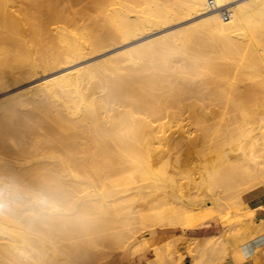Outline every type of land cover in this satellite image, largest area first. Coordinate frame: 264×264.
<instances>
[{"label":"rangeland","instance_id":"374dc122","mask_svg":"<svg viewBox=\"0 0 264 264\" xmlns=\"http://www.w3.org/2000/svg\"><path fill=\"white\" fill-rule=\"evenodd\" d=\"M258 1L259 0H227V4L228 6L230 5L231 6L232 5H251V4L256 5L258 4ZM124 3H127V6L131 7L130 10L128 11V15L130 18L135 17L136 9H139V8L142 9L145 7V3H142L141 0H139L138 2L136 0H124ZM29 5H30L29 9L33 8V6L30 3ZM69 5L70 4L68 3V6ZM82 7L87 8L86 14L79 12L80 10H82L80 9ZM222 8L226 9L227 7H222ZM222 8L216 9V11L219 12L220 10H222ZM73 9H76V13H74L75 16L74 14L72 16L73 18H76L75 20L73 19L74 22L76 21L74 26L88 22V19H87L88 16L89 17L98 16L99 14L97 11H95L96 10L95 5L76 4V6L73 7ZM19 12L20 11H17V10L15 11L16 15H18L19 17V20L31 18V17H38V18L44 17L43 19L48 21L47 25L49 27L53 28L54 26L59 25L58 22L51 23L53 21L51 17L49 15L47 16V14H41L39 10L38 12L36 11V13H31L32 11L27 10V12L31 14L23 13L22 16L20 14L22 12L20 13ZM214 12H215L214 10H211L210 8H208V4H196L194 9H192L191 11L185 14L177 16L172 20L155 21L152 23H145L143 25H139L137 28H135L134 30L130 31L129 33L125 35H117L112 40H108L107 42L103 44H100L98 46H94L92 48L84 50L82 53L77 54V55L76 54L75 55L73 54L64 55V57L58 62L45 66L36 72H30L21 78H16V79L8 78L0 84V100H1L11 95H17L18 93H20L23 89L27 87L38 85L49 79H53L55 77H58L64 74L69 75L68 77L72 79L73 77L78 76V74H81L85 68L97 66V64L101 63L104 60L106 61L109 59H116V60L124 59L122 61L123 65L129 67L131 63L129 61L128 62L125 61L126 56H128L129 54H133V55L135 54V55H140V57H142V59L140 58L141 62L139 63V66L138 65H137L138 67L135 66L137 67V68L134 67L135 69L131 68L133 71H136V69H138L137 71H139L141 67L140 69L141 72L136 71L137 72L136 74H134L135 72H133L134 78L130 77L131 79L128 78V81H126L127 79L125 77L121 78L119 76H113V78H116V80L114 81V79H112V75H109V77L111 76L109 79L108 75L103 74L101 76V74H99L98 75L99 77H96L95 79H93L94 81L92 80L93 83L95 82V80H97L96 83H94V86H95L94 87L91 84L92 83L91 80L89 81L85 77H81L82 80L80 79V82L78 83L79 85L78 88L80 89V91L82 90L81 91V93L83 92L82 96L84 95L86 96V97L84 96L85 98L81 96L82 101L85 105L84 107L85 110L83 109L84 110L83 114L76 115V119L77 118L78 119L77 120L74 119V120L76 124L75 126L78 129L73 130L72 131L73 133L72 132L69 133V136L67 135L68 137L62 134L57 135V133L55 132L54 134L51 135L52 132H49L48 127L46 128V126L45 127L43 126V128L47 130L41 131L43 128L37 129L39 134L35 133L37 135L36 139L34 137L35 135L34 136L32 135V138L29 136L31 140H28V139L26 140L27 142L23 144L24 148L22 147L21 152H18L13 147V149L10 148V152L12 150L11 156L5 159L2 158V160L0 159V162L2 161V163L0 164H3L4 169L6 167H7L6 169L13 168L12 165L16 163L17 164L25 163V165H27V168L30 167L29 171H31L30 169L32 170L35 169L33 166H36V165L38 166L39 162H42L43 160H44L43 162L47 161L49 162V164H53V163H55V165L60 164L59 166H55L53 164V165H50L49 167L52 169H57V168H60V166L62 165H61V162H59L58 164V161L60 160H54L55 159L54 154H57V155L59 154L60 156L58 157L60 159L62 158L61 161L64 160L62 162L64 164V163L70 162L69 155L71 154L67 153L69 152V150L71 153H75L77 151L76 153L78 155L77 154L76 155L81 157L80 154H82L83 151L85 153L86 149H88L90 153H92L91 151L93 150H94L93 152L95 153L96 146H97V150L100 149L99 150L100 152L96 150V154L98 156L97 157L95 156V157L97 158V160L96 158L94 160H90L91 159L90 157L88 158L89 161L92 162V165L94 163L93 168L94 166L96 169L98 167L101 168V169L100 168L97 169V170L100 169L98 171L99 173L95 172L97 171L96 169L92 170L93 169L92 165L90 166L91 164L90 162L87 163L88 160L86 158L83 159V157H81V160H80L76 157V173H75L76 176H73L74 174H72V176L71 174H69L70 176H68V175H65V173L63 174L60 173L59 175H57V173H55L58 176V178H56L54 177V175H52L53 171L51 172L52 174H50V172H48L47 170L46 171L43 170L40 173L37 171L38 175L37 174L35 175L36 172L33 170L32 172H34L33 173L34 175H31L32 173H30L31 181H29L30 178L29 176H27L28 178L27 177L23 178V180L25 179L24 180L25 183H23V180L21 179L20 183L17 185V187L21 185L23 186V188L27 186V188L26 187L24 188V190L26 189L28 190L27 192L22 190L23 189L22 188V189H19L20 191L22 190L19 196L16 195V198L19 199L20 202L25 201L24 203H21V206L23 207L41 209V211L43 209V211L45 212L47 211L48 213L47 215L49 214L52 215V219L55 218L56 216L61 217V215H63L62 217H64L67 209H68V212L72 211V214L71 212L70 214L66 212L65 217L69 216L68 217L69 219L67 222H65L66 223L65 225L68 227L73 226V225L76 226V242H73V243L71 242V244H66V243H62L61 241L59 242L57 241V243L54 244L55 246L53 247H55L54 249H58V246L59 248L61 246V249L56 250L58 251L59 255H61V252H62V256H64V254L65 255L67 254L66 256L69 257L70 256L68 255L70 253L69 251H71V249L72 250L76 249L75 251L71 252L72 255L70 256L71 258L73 255L76 254V257L73 256L71 258V259L76 258V264H145L146 260L148 258H151L150 256V252H151L152 258L151 260L147 261V264H164L162 256L160 257L159 255V257L157 258L156 256H154L155 253L157 252L161 254L162 247L166 243H169L172 246L174 251L177 245H182L184 243L186 238L182 237V235L180 234V229L177 226H171V225L152 226L147 229L140 227L137 221L138 212H142V210L143 212L152 210L156 207L155 205L156 203L160 204L163 202L182 201L187 206H190L194 204L195 201L200 202V201L207 200V196L205 195L203 191V185L200 183V181L195 179L196 177L195 176V171H196L195 161L197 160V158L187 157L186 148L188 146H192L193 143H197L200 145L198 154L200 155L206 154L207 152H210L213 149H215L217 146L223 144L225 140L233 138L234 135L235 136L237 135L233 128L234 125H236V123L231 124L232 123L231 119L237 115L239 118L242 117L244 121L246 120V122L249 125H251V122H253L254 119L257 118V115L261 114L262 111H264V96L259 95V94L251 95L250 98L239 100L238 103H240L239 104L240 106H238L236 100L235 101L231 100L232 98L231 96H233L232 92H236L237 89L241 90L243 86L247 85L250 82L256 83V86H259L260 83L264 85V77L259 71L260 68L258 69L259 67L258 62L254 58L253 59L250 58L248 54L245 53V51L242 48L243 47L242 44L240 45V42L238 41L234 42L233 46L230 48L231 50L229 49L227 52L225 51L226 50L225 46H221L219 45V43H216L214 45L215 47L214 49H216L217 52L216 51L215 53L214 51L208 52L210 53V57L208 56L206 60H205V56H207L206 55L207 52L204 51L205 53H203V56H204L203 63L205 67L201 68L204 72L202 70H199V71L197 70L196 73L188 72V68H186L187 67L186 63L188 62H184V60L181 61L182 56L179 57L178 53L177 52L175 53L176 47L173 45L172 47L169 48L170 50H168L169 52L170 51L172 52L170 53L168 52L170 57H169V61H167L166 63L162 62L161 59L159 60L158 57H156L155 59L156 60L158 59V61L160 62L156 61L155 59L147 63L146 61L144 62L143 56H145V54H144V50L142 49L151 43H155V45L158 46L159 43L161 44V41L165 39L170 40V37H172L173 34H177L178 32H181L183 28L194 25L197 22H200L201 20L212 15ZM17 30H18V34L26 35L28 38L37 34L35 27L32 28V26H29L27 24V22L22 25V29H17ZM169 43L171 42L169 41ZM28 48L32 56L37 55L36 49L32 44H30ZM138 50L140 51L138 52ZM173 56L175 58L176 56L178 57L175 60ZM228 56L230 58H228ZM173 59L175 61H173ZM226 60H229L231 63ZM161 65H163L165 69ZM179 66H180V69L177 68ZM209 67L211 68V70ZM142 68H146V69L142 70ZM147 68L149 69L147 70ZM178 69H179L180 75L179 73H177ZM205 69L207 72L205 71ZM166 71H168L169 75L167 74ZM250 71H251V75H250ZM165 72L166 74H164ZM174 73H176L177 75L176 74L174 75ZM203 73H204V76L201 75ZM185 76L187 78H185ZM182 77L185 79H182ZM211 77H212V80H211ZM103 78H105V80L108 79L109 82H107L108 80L107 81L102 80ZM133 79L135 81L134 83H136L134 85H132ZM220 79L221 81H219ZM242 79L244 80L242 81ZM110 80L112 81L111 84H110ZM123 80L128 83H125ZM182 80H186V81L182 82ZM119 81L121 82V84H119L120 83ZM236 81H238V83ZM97 82H101L102 84L98 83L99 84L98 85ZM105 82H107L108 84L106 85ZM123 82L127 85L125 86ZM179 82L181 83L189 82V86L191 87H197L198 83H200L201 86L197 90H199V93H202L203 98L202 97L198 98L197 96H191V95L190 96L184 95V97L181 98V101L184 104H182V102L180 101L181 103L180 107H182L183 110H180V109L178 110V108H176L178 98L177 96L176 97L174 96L175 95L174 87H177V84H180ZM113 83L114 85L116 84V87H117L116 90H115V87L112 86ZM129 83H131V85ZM138 83L144 84V85L141 86ZM224 83L225 84L227 83V84L225 85ZM129 85L130 87L131 86L132 87L129 88ZM143 86L144 88L146 87L147 89H144ZM133 87H135V89ZM136 87L139 88V90ZM124 88L126 89L129 88V90L131 89L130 92L132 91V93H130L128 89L126 91V89ZM142 88L145 91L142 90ZM111 89H113L112 90L113 93ZM219 89H220V92H219ZM232 89H234L235 91ZM118 91H119V94L121 95H123V93H124V96L127 95L126 97L128 99L121 95H120L121 96L120 99L117 98L116 96H119V95L118 94L114 95V94L118 93ZM147 91L151 94L153 93L154 98L157 97L156 100H158L159 98H164V97L167 98L170 104L172 103L171 105L172 108L169 107L168 112L166 111L165 113L161 115L158 114L159 112L153 113L154 109H152L151 101H149L151 102L150 103L151 105L149 104V102L147 103V105H146V102H144V105H143L142 99L144 95L147 93ZM168 91H171L169 95H168L169 93ZM137 94H140V95H137ZM24 95H27V94H24ZM136 96L138 99L136 98ZM124 98L127 100H125ZM130 98L131 99L134 98L135 100L137 99V104L135 101H133L134 99L131 101ZM147 98H144V99H147ZM85 99L86 100L89 99L87 100V103ZM129 100L131 101L130 104H129ZM75 101H76V97H75ZM128 106H131V109ZM169 109L172 111H170ZM173 110L175 111L173 112ZM84 112H85V115H84ZM86 113H88V116L86 115ZM151 113H153L155 116ZM121 115L122 117H120ZM92 116L94 117L96 116V117L94 118ZM122 118H124L125 120ZM122 121H123V124H122ZM28 123H30V125ZM77 123L78 124L81 123V125H78ZM94 123L96 125H94ZM24 124H27L25 125L26 127L24 126ZM20 125L23 126L22 128L25 127L26 129H32V130L35 129L34 125H32V122H29V121L20 123L18 126ZM101 129H103L102 130L103 132L101 131ZM41 132H43L44 134ZM56 135L59 136V138ZM106 137L109 139V141L106 140ZM49 138L50 140L47 141ZM103 138L106 140V143H104L105 140H103L104 142L101 140ZM63 139L66 141H63ZM100 141H101V144H99ZM45 142H47V144ZM53 142H56V144H53ZM62 142L65 144H62ZM87 143L89 145H92L94 149L90 150L92 149V146H90L91 147L90 148L89 145H87ZM30 146H32V148ZM83 146L85 148H82ZM86 146L89 148H87ZM35 147L37 151L34 149ZM64 147H67L69 149L67 148L64 149ZM103 147L104 149L106 148L105 151ZM101 148L103 151L101 150ZM32 149L34 150L35 154L33 153ZM88 150H86V152H88ZM78 151H82V152H78ZM104 152H107L108 155H106ZM24 154L26 155V157ZM43 154L45 156H42ZM46 154L47 156L48 154L49 156L51 154L52 156H50V158L51 157L53 158L49 159V157H46ZM20 156L21 158L19 159ZM37 156L39 157L37 158ZM88 156L89 155H87V157ZM105 156H109L110 158L108 160L110 161L109 163H107L108 161L105 159ZM125 156H127L128 158L126 159ZM58 157L56 156V159ZM102 157L104 159H102ZM164 158L167 159L168 161V168H169L168 172H166L165 174L161 176L154 174L153 171L149 168L150 165L158 166L157 164H160V162L165 163L166 160ZM66 159L68 161H66ZM162 159L164 160L162 161ZM7 160H9L11 163H9V161L8 163H6ZM16 160H19V161H16ZM82 160L84 163L83 166L87 168L82 166L81 164ZM18 162H22V163H18ZM101 162L102 164L104 163V165H100ZM9 164H11V167L9 166ZM88 164H89V167H88ZM105 164L108 166H106ZM23 167L22 168L18 167V170L23 169ZM27 168L24 167V171H26L25 169ZM148 168L150 169V173L145 174V177L147 176L148 177L145 179H140L138 176L139 169L148 170ZM253 168L255 167L253 166ZM83 169L85 170V172ZM91 170L94 171L95 173H93ZM102 170L103 172L104 171L106 172L103 173ZM120 170H123V172L122 173L119 172ZM254 171L256 173L255 180L259 182L262 181L263 180L262 174H259L257 172V169H255ZM43 172H46V173H44L42 176ZM90 172L93 173L92 176ZM39 174L41 177H37L39 176ZM35 176L37 180L35 179ZM41 178L45 179L42 182H44V185L46 184V186L43 185V189L41 187L43 183L41 182L40 184V181L38 180V179L42 180ZM33 179L34 181H36V183L33 182ZM109 180H112V182L111 183L108 182L106 184V182ZM37 181H39V184L37 183ZM61 181H62V184H61ZM28 182L29 184L26 185V183ZM50 183H53V184H50ZM103 183L105 184L103 185ZM33 184L35 185L32 186ZM28 185L30 189L28 188ZM31 188L33 189L34 192L32 191ZM37 188L38 189L41 188V189L37 191L38 190ZM255 189L261 190L263 189V187L257 186L252 191H254ZM23 191L26 193L24 194ZM71 191L72 193H70ZM32 194L38 195V197H40V200H35V198L32 199L33 197H35L34 195L32 197ZM46 194H48L47 197H46ZM250 195H251V192L245 193L244 195L245 201H247L248 198H250ZM38 197L36 196L37 199ZM54 197L56 198L54 199ZM48 199H50L51 205L53 204L52 206L48 205L49 204L47 203ZM221 199L219 201L220 203H222V209H223L222 219L221 220L214 219V221H220L221 223L220 227L224 228V237L227 236L230 239L229 242L234 243V236H240V238H242L244 235H247L248 233H249L250 239H253L255 233H258L260 236L262 235V233L264 232V226H263L264 220L256 216L257 215L256 210L259 209L260 206L256 208H251L247 205V202H244V201H237L233 204H229L225 202L224 199H222L221 201ZM54 200H57L56 201L57 203ZM53 206H54V209H53ZM65 208H66V211H65ZM69 208H72V210ZM57 211L60 213V215L58 213H56L57 215L55 214V212ZM61 211H63L64 214H62ZM73 215H74V218H73ZM72 220L73 222L75 221L76 223L75 222L72 223ZM69 221H71L70 225H68ZM210 230L211 229L206 230L204 228L190 230L187 232V235L188 236H198ZM163 231H167V233H171L175 235L172 237V239L166 240L160 245L149 246L148 244L149 240L154 238V236L159 235ZM58 243H62V244L59 245ZM64 244L65 246H63ZM72 244H75V245H72ZM71 245L75 248L70 247ZM63 249L65 250L63 251ZM48 254L54 255L53 253L51 254L50 251Z\"/></svg>","mask_w":264,"mask_h":264},{"label":"bare ground","instance_id":"6f19581e","mask_svg":"<svg viewBox=\"0 0 264 264\" xmlns=\"http://www.w3.org/2000/svg\"><path fill=\"white\" fill-rule=\"evenodd\" d=\"M136 1L138 2L139 0H136ZM141 2L145 3V7L142 9L141 8L136 9L135 10L136 11L135 17L130 18L128 15V11L130 10L131 7L127 6V3H124V0H0V84L8 78H11V79L21 78L30 72H36L45 66H48V65L55 63V62H58L59 60H61L64 57V55H69V54L70 55H72V54L77 55V54L82 53L84 50H87V49L92 48L94 46H98L100 44H103V43L107 42L108 40H112L117 35H125V34L129 33L130 31L134 30L135 28H137L139 25H143L145 23H152L155 21L172 20L179 15H182V14H185V13L191 11L192 9H194L196 4H208V8H210L211 10H214L215 12L212 15H210L209 17L201 20L200 22H197L194 25L187 26V27L183 28L181 30V32H178L177 34H173L172 37H170V40L167 39L168 40L167 41L165 39V40L161 41V44L160 43H159V45L157 44L158 46H156L155 43H151L152 45L149 44L148 46L143 48L142 50H144V54H145V56H143L144 57L143 61L144 62L146 61V63H147V62L154 60L156 57H158L159 60L161 59L162 62L166 63L167 61H169V57H170V55L168 54V52H169L168 50H170L169 48L172 47V45H173L176 47L175 53L177 52L179 57L182 56L181 61L184 60V62H188V63H186L187 67L184 66V67L188 68V72L189 73H196L197 70L198 71L202 70L201 68L205 67L204 63H203V61H204L203 53H205L204 51L207 52V54H206L207 56H205V60H206L208 58V56L210 57V53H208V52H213V51H214V53H215V51L217 52V50L214 49L215 48L214 45L216 43H219V45H221V46H225L226 50L225 49L224 50L227 52L233 46L234 42L238 41V42H240V45L242 44V46H243L242 48L245 51V53L248 54V56L250 58H252V59L254 58L258 62V64H259L258 69L260 68L259 71L261 72V74L264 77V0H259L258 4H256V5L251 4V5H232V6L231 5L228 6L227 0H212L213 6H209L208 0H141ZM29 3L33 6L34 9L33 8L29 9V6H30ZM68 3L70 4L69 6H68ZM76 4L95 5V8H96L95 11H97L99 14H98V16H90V17L88 16L87 17L88 22L74 26V24L76 22V21L74 22V20L76 18H73L72 16L74 13H76V9H73V7H75ZM222 7H227V8L224 9ZM219 8L220 9L222 8V10L228 11L229 17L227 19L223 18L222 13H221L222 10H220L219 12L216 11V9H219ZM80 9H82L79 11L80 13H83V14L87 13L86 7H84V8L82 7ZM16 10L22 12V13L19 12L21 14V16L23 15V13L24 14H31V13H36V11L38 12V10H39V12H41V14H47V16L49 15L51 17V19L53 20L51 23L58 22L59 25H56L53 28L49 27L47 25L48 21L43 19L44 17L43 18L42 17H40V18L31 17V18L19 20L18 15H16V13H15ZM27 10L32 11V12L28 13ZM74 16H75V14H74ZM26 22L29 26H32V28L35 27V29L37 31L36 35L28 38L26 35L18 34L17 29H22V25L25 24ZM169 41L171 43H169ZM30 44H32L35 47L36 53H37L36 56H32L30 54V51L28 48ZM217 47H218V45H217ZM233 48H235V47H233ZM172 49H174V48H172ZM139 51L140 50H138V52ZM244 51H243V53H244ZM170 52H172V51H170ZM233 52H235V51H233ZM218 53H219V51H218ZM134 55L129 54L125 58V61H127V62L129 61L131 63V65L129 67L123 65L122 61L124 59L123 60L119 59L120 61L116 60V59H109L106 61L104 60L101 63L97 64V66L85 68L81 74H78V76H75L72 79L70 77H68L69 75L64 74V75L55 77L53 79H49V80H47L43 83H40L38 85L27 87V88L23 89L17 95H11L9 97L1 99L0 100V159L2 160V158L5 159V158H8L9 156L12 155V150L10 152V148L13 149V147H14V149H16L18 152H21L22 147L24 148L23 144L27 142L26 140L27 139L31 140L30 137L32 138V135L33 136L35 135L34 137L36 139L37 135L35 133H38L37 129H39V128L42 129L43 126L44 127L46 126V128L48 127L49 132H52L51 135L54 134V132H55V133H57V135L62 134L64 136L66 135V137H68L69 133H71L75 129H78L75 126L76 124H75V120H74V119H76V115L83 114V111L85 110L84 109L85 105L82 101V97H84L85 95L82 96L83 92L81 93L82 90L80 91V89L78 88L79 87L78 83L80 82L81 77H85L87 80L92 81L96 77H99L98 76L99 74H101V76L104 74V75H108V77H109V75H112V79H114V81L116 80V78H113V76H119L121 78L125 77L127 79L126 81H128V78L133 77V72H135L134 74H136L137 72H141L140 71L141 67H140L139 71H137L138 69H136L137 72L133 71L131 69V68H133V69L137 68L139 66V63L141 62L140 58L142 59V57H140V55H135V56ZM178 56H176V58ZM176 58H175V60H176ZM211 58H213V57H211ZM228 58H230V57L228 56ZM158 59L157 60L155 59V60L158 61ZM175 60L173 59V61H175ZM226 61H229V60H226ZM158 62H160V61H158ZM155 63H157V62H155ZM176 65H178V64H176ZM205 65H206V63H205ZM213 65H215V64H213ZM135 66H137V67H135ZM161 66L163 67V65H161ZM207 67H208V65H207ZM153 68H154V66H153ZM163 68L165 69V67H163ZM170 68H169V70H170ZM177 68L180 69V66ZM177 68H176V70H177ZM143 69H146V68H142V70ZM148 69L149 68H147V70ZM179 69H178L177 73H179V75H180ZM210 70H211V68H210ZM168 71H166V72L169 75ZM205 71H206V69H205ZM166 72L164 74H166ZM175 74L176 73H174V75ZM246 74H247V72H246ZM201 75L204 76V73ZM208 75H210V74H208ZM250 75H251V71H250ZM140 76H142V75H140ZM170 76H172V75H170ZM221 76H222V74H221ZM221 76H220V78H221ZM110 77H109V79H110ZM226 77H228V76H226ZM185 78H187V77L185 76ZM185 78L182 77V79H185ZM118 79H120V78H118ZM102 80H105V78H103ZM107 80H105V81H107ZM111 80H110V84L112 82ZM189 80H187V81H189ZM211 80H212V77H211ZM243 80L244 79H242V81ZM93 81H92V83L91 82L90 83L94 86V83H96L97 80H95L94 83H93ZM126 81H124V82L128 83ZM183 81H186V80H182V82ZM219 81H221V79ZM107 82H109V80ZM107 82H105L106 85L108 84ZM124 82H123V84H125ZM134 82L135 81L133 79L132 85L136 84ZM139 82H141V81H139ZM236 82L238 83V81H236ZM98 83H101V82H97V84ZM105 83H103V84H105ZM117 83H118V81H117ZM179 83L180 84H177V87H174V89H175V91H174L175 95L174 96L175 97L177 96V98H178V99L176 98L177 99V105H176L177 107L176 108H178V110L179 109L183 110V108L180 107V104H181L180 101H181V98L184 97V95H188V96L191 95V96H197L198 98H201V97L203 98L202 93H199V90H197L201 86L200 83H198L197 87L189 86V82L188 83L179 82ZM119 84H121V82ZM129 84L131 85V83H129ZM138 84H140V83H138ZM126 85L127 84H125V86ZM130 85H129V88L132 87V86L130 87ZM140 85L142 86L144 84H140ZM112 86L115 87V90L117 89L116 84L114 85V83H113ZM170 86H171V84H170ZM99 87H101V86H99ZM168 87H169V85H168ZM129 88H127V89L130 92L131 89L129 90ZM133 88L135 89V87H133ZM143 88H144V86H143ZM143 88H142V90L147 89L146 87L144 89ZM161 88H163V87H161ZM124 89H126V88H124ZM127 89H126V91H127ZM137 89L139 90V88H137ZM112 90L113 89H111V91ZM232 90H234V89H232ZM152 91H154V90H152ZM168 92H169L168 93V95H169L171 91H168ZM219 92H220V89H219ZM112 93H113V91H112ZM130 93H132V91ZM208 93H209V91H208ZM24 94H27V95H24ZM116 94L119 95V96H116L119 99L121 96H124V93H123V95H121V94H119V91H118V93H115L114 95H116ZM154 94H156V93H154ZM232 94H233V96H231L232 97L231 100H234V101L236 100L238 106H240L239 105L240 103H238L239 100H244V99L250 98V96L254 95V94H259V95L264 96V85H262V83H260L259 86H256V83L250 82L247 85L243 86V88L241 90L237 89L236 92H232ZM128 95H129V93H128ZM137 95H140V94H137ZM205 95H206V93H205ZM126 96H124V97H126ZM172 96H173V94H172ZM226 96H227V94H226ZM75 97H76V101H75ZM160 97H162V96H160ZM136 98H137V96H136ZM144 98H147V99H144ZM172 98H174V97H172ZM99 99H101V98H99ZM127 99H125V100H127ZM133 99H131V101ZM137 99L133 100L136 102V104H137ZM156 99H157V97L154 98L153 93L151 94L147 91V93L144 95V97L142 99L143 105H144V102H146V105H147V103L149 101H151L152 102V109H154L153 113L159 112L158 113L159 115L165 113L166 111L168 112L169 107L172 108L171 107L172 103L170 104V102L167 98L164 97V98H159L158 100H156ZM87 100H89V99H87ZM87 100H86V103H87ZM90 101H89V103H90ZM120 101H122V100H120ZM131 101L129 100V104L131 103ZM151 102H149V104ZM172 102H173V100H172ZM96 103H98V102H96ZM182 104H184V103L182 102ZM128 107H130V109H131V106H128ZM147 107H149V106H147ZM99 109H97V110H99ZM103 109H105V108H103ZM173 109H175V108H173ZM87 111H89V110H87ZM170 111H172V110H170ZM174 111L175 110H173V112ZM98 112H100V111H98ZM153 113H151V114H153ZM89 114H91V113H89ZM84 115H85V112H84ZM86 115L88 116V113H86ZM123 115H124V113H123ZM130 115H131V113H130ZM92 117H94V116H92ZM120 117H122V115ZM83 118H84V116H83ZM88 119H90V118H88ZM122 119H124V118H122ZM129 119H130V117H129ZM231 120H232L231 124L236 123V125H234L233 128H234V131L236 132L237 135L236 136L234 135L233 138L225 140V142L223 144L217 146L215 149H213L210 152H207L206 154H201V155L198 154L200 145L197 143H193L192 146H188L186 148V156L187 157H189V158L196 157L197 158V160L195 161L196 162V171H195L196 177H195V179L200 181V183L203 185V191H204L205 195L207 196V200L200 201V202L195 201V203L190 205V206H187L182 201L163 202L160 204L156 203L155 204L156 207L154 209L149 210L147 212H143V210H142V212H138L137 221H138L140 227L153 225V224L157 225V224H161V223H168V224H172L173 226L180 225L183 227L182 229H186V228L196 227L199 224L206 222L207 220H209L210 218H212L214 216L215 217L219 216L218 219L220 220V218L222 219V210H221L222 209V203H220V201H219L221 198L224 199L225 202H227L229 204H233L237 201L246 202L244 199L245 193H247V192L250 193L257 186H262L263 190H264V111H262L261 114L257 115V118L254 119L253 122H251V125H249L246 122V120L244 121L242 117L239 118L238 115L235 116L234 118H232ZM26 121L32 122V125H34L35 129L34 130L26 129L25 125H27V124H24V126H25L24 128H22L23 127V126H21L22 124L20 126H18L20 123H24ZM97 121H98V119H97ZM100 122H101V120H100ZM28 124L30 125V123H28ZM122 124H123V121H122ZM78 125H81V123H79ZM94 125H96V124L94 123ZM78 127H80V126H78ZM30 128H32V127H30ZM103 129H101V131ZM29 130H31V131H29ZM43 130H47V129L43 128L41 131H43ZM41 133H43V132H41ZM44 133H45V131H44ZM27 137H29V138H27ZM40 137H42V136H40ZM57 137L59 138V136H57ZM107 137H106V140L109 141V139ZM35 139H34V141H35ZM49 140H50V138L47 141H49ZM101 140L103 141L105 139L103 138ZM106 140H105V142L104 141L103 142L106 143ZM63 141H66V140L63 139ZM45 143L47 144V142H45ZM27 144H29V143H27ZM35 144H34V146H35ZM53 144H56V142H53ZM62 144H65V143L62 142ZM84 144H86V143H84ZM99 144H101V141ZM87 145H89V144L87 143ZM84 146L82 148H85ZM90 146H92V145H89V147ZM30 147L32 148V146H30ZM56 147H54V148H56ZM67 147H68V145H67ZM67 147H64V149ZM89 147H87V148H89ZM95 148H96L95 153L93 152L94 151L93 146H92V149H90V150H93V151H91L93 154L90 153L88 149H86V150H88V152H86V150H85V153H84V151L83 152L78 151V152H82V154H80V153L79 154L81 155V157H83V159L86 158L88 160L87 161V163H88V162H90L88 159L89 157L91 158L90 160H94L98 156L96 154L97 146ZM106 148H107V146H106ZM34 149L36 150V147ZM44 149H45V147H44ZM51 149H52V147H51ZM67 149H69V148H67ZM103 149H104V147H103ZM105 149H104V151H105ZM99 150H97V151H99ZM101 150H102V148H101ZM32 151L34 153L33 149H32ZM52 152H51V154H52ZM76 152L71 153L69 150V152H67V153H70L73 156L69 155L70 157L69 156L68 157L70 158L69 159L70 162H67L64 164L62 163L64 160L61 161L62 158L60 159L58 157L60 155L54 154L55 155L54 160H60V161H58V164H59V162H61V165H62V166H60V168L56 167L57 169L49 168L50 165H53V164L55 165V163H53V162H52L53 164H49V162H47V161L43 162L44 161L43 160L42 162H39V164L37 163L38 166L37 165L33 166L35 168L33 170L36 172L35 175L38 172L40 173L43 170L44 171L47 170L48 172H50V174H52L51 172L53 171L52 175H54V177H56V178H58L57 175H59L60 173H62V174L65 173V175H68V176H70L69 174H71V176H72V174H74L73 176H76V174H75L76 173V157L81 160V157L77 156L78 154ZM107 152H104V153L106 155H108ZM37 153H39V152H37ZM58 153H59V151H58ZM87 153H89V154H87ZM51 154H50V156H52ZM60 154H62V153H60ZM103 154H102V156H103ZM87 155H89V156L87 157ZM39 156H37V158ZM42 156H45V155L43 154ZM50 156H49V154H48V156L46 154V157H49V159L53 158V157L50 158ZM56 156L58 157L57 159H56ZM25 157H26V155H25ZM62 157H64V156H62ZM125 157H126V159L128 158L127 156H125ZM20 158H21V156L19 157V159ZM28 159H26V160H28ZM67 159H66V161H68ZM102 159H104V158L102 157ZM105 159L108 161L110 158H109V156H105ZM164 159H162V161ZM80 160H78V161H80ZM96 160H97V158H96ZM165 160H166L165 163L160 162L161 165L157 164L158 166L150 165L149 168L153 171L154 174L161 176V175L165 174L166 172H168V169H169L168 168V161H167V159H165ZM8 161L9 160H7L6 163H8ZM16 161H19V160H16ZM109 162L110 161H108L107 163H109ZM0 163H2V161ZM9 163H11V162L9 161ZM18 163H22V162H18ZM90 163H91L90 164V166H91L92 162H90ZM16 164L12 165L13 168L8 167L9 169H6L7 167L4 169L3 164H0L1 165L0 166V189H3V196L0 197V264H76V258L71 259L73 256L76 257V254L70 258V256L72 255L71 252L75 251L76 249L75 250L71 249V251H69L70 253L68 254L70 256L67 257L66 256L67 254L66 255L64 254V256H62V252H61V255H59L58 251H56L58 249H61V246H60V248L58 246V249H54L55 247H53V246H55L54 244H56L57 241L58 242L61 241L62 243H66V244H71V242L72 243L76 242V226L73 225V226L68 227L65 225L66 224L65 222H67L69 219L68 218L69 216L65 217L66 212H68V209L66 211V208H65L66 212L64 211L65 212L64 217H62L63 215H61V217L56 216L55 218L52 219V215H50V214L47 215L48 214L47 211L45 212V211H43V209L41 211V209H35V208H31V207L21 206V203H24L25 201L20 202L19 199L16 198V195L19 196L20 192L22 190H24L25 187L27 188V186H25L23 188V186L19 185L17 187V185L20 183L21 179L23 180V178H25L27 176H29V178H30L29 181H31L30 173H32L31 175H34L33 174L34 172H32L33 171L32 169H30L31 171H29L30 167L27 168V165H25V163L17 164V165ZM26 164H28V163H26ZM81 164H82V166L84 165L83 160H82ZM31 165H33V164H31ZM31 165H29V166H31ZM59 165H55V166H59ZM93 165H94V163H93ZM93 165H92V168H93ZM100 165H104V163L102 164V162H101ZM9 166L11 167V164H9ZM23 166L27 168V169H25L26 171H24ZM106 166H108V165H106ZM253 166L255 168H253ZM18 167L19 168L23 167V169L18 170ZM83 167H85V166H83ZM88 167H89V164H88ZM85 168H87V167H85ZM98 168H100V167H98ZM149 168H148V170L139 169L138 176L140 179H145L148 177V176L145 177V174L150 173ZM95 169L96 168L94 166V168L92 170H95ZM255 169H257V172L259 174H262L263 180L260 182L255 180L256 179V173L254 171ZM99 170H97L95 172L99 173L98 172ZM103 170H102V172H103ZM48 172H47V174H48ZM84 172H85V170H84ZM92 172L95 173L94 171H92ZM104 172H106V171H104ZM119 172L122 173L123 170H120ZM44 173H46V172H43L42 176ZM55 173H57V175ZM93 173H91V176ZM37 177H41L40 174ZM35 179L37 180L36 176H35ZM24 180H23V183H25ZM38 180L40 181V184H41V182L44 181L45 179L43 178L42 180H40V179H38ZM39 181H37L38 184H39ZM33 182L36 183V181H34V179H33ZM108 182L111 183L112 180L107 181L106 184ZM42 183L43 184L41 187L43 189L44 182H42ZM27 184H29V182L26 183V185ZM38 184H36V185H38ZM50 184H53V183H50ZM61 184H62V181H61ZM104 184L105 183H103V185ZM34 185L35 184H33L32 186H34ZM20 186H21V188H20ZM44 186H46V184ZM28 188H29V185H28ZM57 188H59V187H57ZM19 189H22V190L20 191ZM39 189H41V188H39ZM39 189L37 191H39ZM70 189H72V188H70ZM24 191L27 192L28 190L26 189ZM32 191H33V189H32ZM26 192H24V194ZM43 192H45V191H43ZM48 193H49V191H48ZM70 193H72V191ZM9 194H12V196H13L12 199H9ZM65 194H66V192H65ZM33 195L34 194H32V197H33ZM47 195L48 194H46V197H47ZM49 195H50V193H49ZM34 196L35 197H33L32 199L35 198V200H40V197H38V195H34ZM36 196L38 197V199L36 198ZM55 198L56 197H54V199ZM71 198H72V196H71ZM45 199H47V198H45ZM62 199H63V197H62ZM222 199H221V201H222ZM54 201L56 202L57 200H54ZM61 201H59V202H61ZM33 202H35V201H33ZM47 203H49L48 205H51L50 199H48ZM25 205H27V204H25ZM55 205H57V204H55ZM73 205H74V203H73ZM51 206H49V207H51ZM54 206H53V209H54ZM69 209L72 210V208H69ZM55 210H57V209H55ZM60 210H58V211H60ZM58 211L55 212V214L58 213L60 215V213ZM61 212H62V214H64L63 211H61ZM70 212L72 214V211H70ZM70 212H68V213L70 214ZM52 213H53V211H52ZM73 218H74V215H73ZM73 220H72V223L75 222V221L73 222ZM70 222L71 221H69L68 225H70ZM255 236L259 237L260 235L258 233H255L254 237ZM256 239H258V238H256ZM229 241H230V239L227 236L224 237V253H225L224 258L229 257V253H230L231 249L233 248V245ZM62 243H58V244L60 245ZM214 243H215V241H214ZM72 245H75V244H72ZM72 245L70 247H73ZM206 245L211 249L212 245H213L212 239H208V241H206V243H205V246ZM63 246H65V244ZM73 248H75V247H73ZM65 249H66V247H65ZM65 249H63V251ZM49 251L51 252V254L53 253L54 255L48 254ZM229 264H231V260H230Z\"/></svg>","mask_w":264,"mask_h":264},{"label":"crops","instance_id":"0c3cea01","mask_svg":"<svg viewBox=\"0 0 264 264\" xmlns=\"http://www.w3.org/2000/svg\"><path fill=\"white\" fill-rule=\"evenodd\" d=\"M246 202L251 208L260 206V208L256 210V216L264 220V190L255 189L254 191H251L250 198H248ZM221 210L223 212V209ZM218 217L219 216H214L206 222L192 228L182 229V226L175 225L180 229L182 237L186 238L184 243L182 245H177L175 251L169 243H166L162 247L161 254L156 252L154 256L157 258L159 255L160 257L162 256L164 264H229L230 260L231 264H264V232L259 237L255 236L258 238L256 239L254 237L256 240L254 238L250 239L249 233L242 238H240V236H234V243L231 242L233 248L229 253V257L224 258V228L220 227V221H214V219H218ZM163 225L173 226L172 224L161 223L144 226L142 228L147 229L152 226ZM201 228L211 230L198 236L187 235L188 231ZM174 235L175 234L163 231L159 235L150 239L148 244L149 246L160 245L164 241L172 239ZM208 239H212L213 242L211 249L207 245L205 246ZM246 241L248 242L246 243ZM150 256L152 258L151 252ZM151 258H148L145 264H147V261L151 260Z\"/></svg>","mask_w":264,"mask_h":264},{"label":"built area","instance_id":"2783aa9c","mask_svg":"<svg viewBox=\"0 0 264 264\" xmlns=\"http://www.w3.org/2000/svg\"><path fill=\"white\" fill-rule=\"evenodd\" d=\"M208 1H209V6H213L212 0H208ZM221 13H222V16H223L224 19H227L229 17V13H228L227 10H222Z\"/></svg>","mask_w":264,"mask_h":264},{"label":"clouds","instance_id":"9594fccd","mask_svg":"<svg viewBox=\"0 0 264 264\" xmlns=\"http://www.w3.org/2000/svg\"><path fill=\"white\" fill-rule=\"evenodd\" d=\"M2 196H3V189H0V197ZM12 198H13L12 194H9V199H12Z\"/></svg>","mask_w":264,"mask_h":264}]
</instances>
